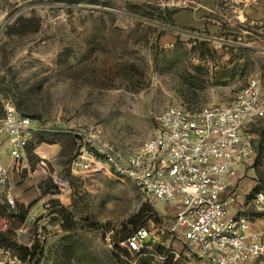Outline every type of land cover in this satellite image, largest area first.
I'll use <instances>...</instances> for the list:
<instances>
[{
    "label": "rangeland",
    "instance_id": "rangeland-1",
    "mask_svg": "<svg viewBox=\"0 0 264 264\" xmlns=\"http://www.w3.org/2000/svg\"><path fill=\"white\" fill-rule=\"evenodd\" d=\"M253 76L264 88V0H0V123L7 107L37 119L18 180L39 166L47 173L37 199L13 196L12 205L7 167L0 202L25 218L0 216V264H208L169 233L170 205L108 171L72 170L71 131L97 130L116 151L133 152L160 111L227 104ZM245 130L257 144L243 175L255 185L248 206L264 192V120ZM234 190L233 182L237 207ZM142 226L156 236L153 254L120 243Z\"/></svg>",
    "mask_w": 264,
    "mask_h": 264
},
{
    "label": "built area",
    "instance_id": "built-area-1",
    "mask_svg": "<svg viewBox=\"0 0 264 264\" xmlns=\"http://www.w3.org/2000/svg\"><path fill=\"white\" fill-rule=\"evenodd\" d=\"M257 120H264V88L253 76L227 104L160 111L153 136L133 152L116 151L97 130H72L77 153L70 167L89 174L108 171L133 182L151 200L170 205L175 211L169 233L208 264H264V222L251 229L248 212L251 207L264 221V192L255 191L248 206L234 207L229 191L256 156L255 136L245 128ZM37 129L36 118L5 109L0 134L17 163L25 162L26 143ZM8 176L0 165V182ZM7 201L15 203L11 195ZM120 243L139 255L156 252V236L145 226ZM169 253L158 256L167 259Z\"/></svg>",
    "mask_w": 264,
    "mask_h": 264
},
{
    "label": "crops",
    "instance_id": "crops-1",
    "mask_svg": "<svg viewBox=\"0 0 264 264\" xmlns=\"http://www.w3.org/2000/svg\"><path fill=\"white\" fill-rule=\"evenodd\" d=\"M59 150H60V146L55 145L53 148L49 150V153H44V154L50 155L51 153L59 152ZM41 158L46 160L45 156H41ZM251 164H249L245 169L240 171L236 179V182L234 184L235 194L237 198L239 199V201L242 203V205L237 204V207L245 205L242 202L244 197L248 195L249 192L255 187L254 183L251 182L252 180L249 181L247 178H243L244 172L247 171V175L250 174V170H252L250 168ZM0 165H3L6 168L7 167L12 168V172L9 177V182L13 184L12 180L13 181L16 180L15 183L17 184L16 186L12 185L8 190H6L7 194L15 196L18 203L25 204V205L30 204L33 200L38 198V196L40 195V183L43 179H45L47 175L46 170L42 166H39L38 169H35L33 171L32 177L30 176L29 178H26V179L22 178L21 179L22 182H20L18 180L19 178L18 173H19L20 168H18L16 161L9 154V147L7 144L0 145ZM2 199L3 198H0V201H2ZM249 214L251 218V229L256 230L260 228L264 222L261 219L260 214L258 212H255V210L253 212H249Z\"/></svg>",
    "mask_w": 264,
    "mask_h": 264
},
{
    "label": "trees",
    "instance_id": "trees-1",
    "mask_svg": "<svg viewBox=\"0 0 264 264\" xmlns=\"http://www.w3.org/2000/svg\"><path fill=\"white\" fill-rule=\"evenodd\" d=\"M31 206V205H30ZM23 208V205H21L20 206V209H22ZM6 210H10L11 211V213L13 214L12 215V217L14 218V217H17L18 218V214H17V212H16V210H11L10 209V207L6 204V203H3V202H0V216H4L5 215V213H6ZM23 214H25V212H23ZM24 218H25V216L24 215H21L20 216V218H18V221L17 222H19V223H21L22 221H24ZM133 221V220H132ZM131 233V232H130ZM129 233V234H130ZM0 234H2V235H6L4 232H2L1 230H0ZM128 234V235H129ZM127 235V236H128ZM127 236H125L124 238H123V240L127 237ZM1 241V240H0ZM1 243V242H0ZM2 245H4V244H2ZM5 246H8L7 244H5Z\"/></svg>",
    "mask_w": 264,
    "mask_h": 264
}]
</instances>
